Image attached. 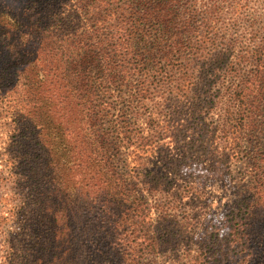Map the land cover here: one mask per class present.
<instances>
[{
  "label": "trees",
  "instance_id": "1",
  "mask_svg": "<svg viewBox=\"0 0 264 264\" xmlns=\"http://www.w3.org/2000/svg\"><path fill=\"white\" fill-rule=\"evenodd\" d=\"M248 3L0 0L19 194L0 264H264V144L243 147L264 121V16ZM158 156L166 171L144 173ZM218 157L247 166L227 242L191 253L201 197L180 166Z\"/></svg>",
  "mask_w": 264,
  "mask_h": 264
},
{
  "label": "rangeland",
  "instance_id": "2",
  "mask_svg": "<svg viewBox=\"0 0 264 264\" xmlns=\"http://www.w3.org/2000/svg\"><path fill=\"white\" fill-rule=\"evenodd\" d=\"M248 7L251 11H255L259 16V22L264 16V0H249ZM249 14V12H248ZM250 15V14H249ZM251 16V15H250ZM262 27L264 23H259ZM264 28V27H262ZM3 97L0 93V247L4 246V242L10 235V232L19 230V224L15 222L10 214V210L18 204L19 194L18 186L15 183V167L14 155L16 151L10 147L12 142L11 133L13 130V121L9 114ZM248 139L244 142V149L251 155H254V150H258L264 144V121L260 126H250ZM177 138H167L171 141V150L165 151L163 155L168 154L171 158L179 157L180 153L185 148V141H179ZM189 140V137L186 141ZM183 148H182V146ZM161 156L153 158L152 161H144L143 172L147 171L165 172L166 168ZM246 163L238 158L231 160L223 157H218L214 161H202L199 159H190L180 166V174L194 183L198 190L201 201L194 208L196 219L194 221V236L196 245H193L191 253L199 254L200 245L208 243L211 239H217L218 242L226 243L229 234L228 212L235 198L238 197L240 186H236V177H240V173L246 171ZM250 167V166H248ZM238 185V184H237ZM240 185V184H239ZM140 193L148 195L147 191L140 190ZM149 196V195H148ZM189 206V205H188ZM201 242V244L199 243ZM209 245H213L212 243ZM210 252H208L209 254ZM205 256V264L213 263L212 255ZM168 254L165 256H148V264H164L168 259ZM233 258V256H229ZM204 258V255L202 259ZM212 261V262H209ZM227 262L224 264H234Z\"/></svg>",
  "mask_w": 264,
  "mask_h": 264
}]
</instances>
